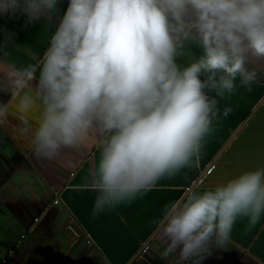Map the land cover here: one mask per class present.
I'll return each mask as SVG.
<instances>
[{
  "label": "clouds",
  "instance_id": "1",
  "mask_svg": "<svg viewBox=\"0 0 264 264\" xmlns=\"http://www.w3.org/2000/svg\"><path fill=\"white\" fill-rule=\"evenodd\" d=\"M56 3L0 0V15L20 12L30 23L50 18ZM258 60L264 0H68L42 53L0 48V94L21 111L37 109L36 159L97 146L85 185L96 215L195 166L231 111L217 97L250 90ZM6 108L0 103V116ZM262 214L264 167L241 171L165 206L163 254L200 264L210 246L229 244L238 219L252 226Z\"/></svg>",
  "mask_w": 264,
  "mask_h": 264
},
{
  "label": "crops",
  "instance_id": "2",
  "mask_svg": "<svg viewBox=\"0 0 264 264\" xmlns=\"http://www.w3.org/2000/svg\"><path fill=\"white\" fill-rule=\"evenodd\" d=\"M67 2L57 0L50 18L30 23L20 12L0 15V48L28 46L42 53ZM190 51L199 54L194 46ZM252 66L257 79L250 90L238 86L232 94L217 97L218 109L231 111L216 121L195 166L161 179L130 203L96 215L91 212L94 192L85 185L95 167L97 146L36 159L32 129L37 109L21 111L0 94V103L7 104L0 116V264H149L137 256L146 245L147 252L175 264L174 255L163 254L157 227L165 206L241 171L264 167V61ZM200 264H264V214L252 226L246 218L238 219L229 244L210 246Z\"/></svg>",
  "mask_w": 264,
  "mask_h": 264
},
{
  "label": "water",
  "instance_id": "3",
  "mask_svg": "<svg viewBox=\"0 0 264 264\" xmlns=\"http://www.w3.org/2000/svg\"><path fill=\"white\" fill-rule=\"evenodd\" d=\"M137 256H140L149 264H167L162 256L151 250L149 252L141 250Z\"/></svg>",
  "mask_w": 264,
  "mask_h": 264
},
{
  "label": "built area",
  "instance_id": "4",
  "mask_svg": "<svg viewBox=\"0 0 264 264\" xmlns=\"http://www.w3.org/2000/svg\"><path fill=\"white\" fill-rule=\"evenodd\" d=\"M209 171H210V169H208V172H209ZM53 203H54V204H57V201L55 200V201H53ZM34 221L36 222L37 219H35ZM21 238H24V237L22 236ZM142 250H143V251L148 250V245H146ZM10 254H11V253H10ZM5 262H6L5 259H3V260H2V263H5Z\"/></svg>",
  "mask_w": 264,
  "mask_h": 264
}]
</instances>
